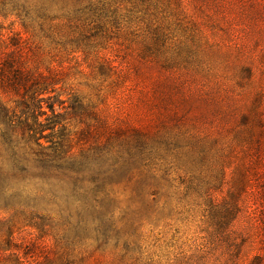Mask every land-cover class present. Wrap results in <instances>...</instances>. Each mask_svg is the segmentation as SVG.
Wrapping results in <instances>:
<instances>
[{
	"label": "rangeland",
	"instance_id": "1",
	"mask_svg": "<svg viewBox=\"0 0 264 264\" xmlns=\"http://www.w3.org/2000/svg\"><path fill=\"white\" fill-rule=\"evenodd\" d=\"M75 1L0 0V63L50 77L90 150L139 130L156 195L124 179L109 214L82 218L50 198L58 179L32 185L0 208V247L12 236L21 257L0 264H264V0Z\"/></svg>",
	"mask_w": 264,
	"mask_h": 264
},
{
	"label": "trees",
	"instance_id": "2",
	"mask_svg": "<svg viewBox=\"0 0 264 264\" xmlns=\"http://www.w3.org/2000/svg\"><path fill=\"white\" fill-rule=\"evenodd\" d=\"M81 2L75 1L79 7ZM47 10L41 7L37 12L43 18ZM78 11L84 12L77 9L73 13ZM53 87L55 83L50 77L0 63V92L7 97H18L15 107H9L0 98V208L16 207L12 205L16 200L29 203L33 192L29 187H40L41 182L50 178L59 181L52 190L61 186L66 190V196L53 192L50 198L58 207L75 206L82 218L89 214H109V188L124 179H135L137 195H156L152 187L155 176L148 170L150 161L155 159L149 140L134 130L135 140L118 149L111 140L90 150L83 143L84 133L78 132V135L67 130L65 114L56 109L58 101H50L55 99L51 96L56 91ZM70 109L71 115L82 116L88 108L76 100ZM75 143L79 144L78 151L73 149ZM35 193L34 198L42 197L41 187ZM235 214L226 213L225 228L235 219ZM109 221L104 219L100 227ZM76 238L80 240V235ZM13 248L19 249L8 235L0 250L11 251L19 260L20 253Z\"/></svg>",
	"mask_w": 264,
	"mask_h": 264
}]
</instances>
